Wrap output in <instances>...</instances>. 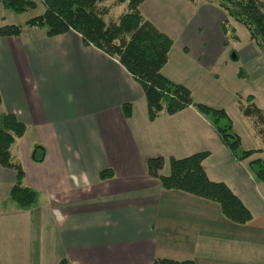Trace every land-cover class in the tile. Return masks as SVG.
Masks as SVG:
<instances>
[{
	"label": "crops",
	"instance_id": "crops-1",
	"mask_svg": "<svg viewBox=\"0 0 264 264\" xmlns=\"http://www.w3.org/2000/svg\"><path fill=\"white\" fill-rule=\"evenodd\" d=\"M140 13L173 40L162 75L224 110L240 152H257L233 158L194 107L150 121L139 82L76 32L0 36V129L8 114L25 125L11 157L39 194L18 209L9 200L16 172L0 165V264H264V182L250 169L264 161V56L231 54L227 14L204 0H145ZM37 145L42 163L32 160ZM204 152L208 178L241 200L250 222L233 223L218 203L164 189L148 172L150 159L162 158L168 175L170 158ZM104 171L113 176L101 179Z\"/></svg>",
	"mask_w": 264,
	"mask_h": 264
},
{
	"label": "trees",
	"instance_id": "trees-1",
	"mask_svg": "<svg viewBox=\"0 0 264 264\" xmlns=\"http://www.w3.org/2000/svg\"><path fill=\"white\" fill-rule=\"evenodd\" d=\"M110 1L126 4L127 10L118 23L107 24L99 5ZM194 1V0H190ZM222 9L227 18L222 23V32L229 35V19L240 23L250 33V39L264 56V0H204ZM145 0H43V15L27 22L31 28L46 31L48 37L76 32L81 35L85 45H93L111 57L117 58L124 68L142 86L147 101L148 117L155 121L162 112L175 115L180 111L194 107L201 114L210 116L216 132L233 158L242 161L257 151H243L241 139L233 132L232 121L224 110L210 108L196 103L189 89L176 84L162 75V69L168 62V55L173 47V40L158 31L146 21L140 13V6ZM4 9L16 14L35 10L34 0H0ZM23 33L20 26L5 25L0 27L1 37H19ZM232 33L235 30L232 29ZM238 40L237 37H234ZM2 99L0 97V106ZM123 113L130 118L133 106L125 104ZM251 111V110H250ZM246 110V113H251ZM258 111V110H256ZM26 127L14 114L4 118L0 129V165L16 172V183L12 188L9 200L18 209L29 210L39 201V194L24 186L25 172L20 164L12 161L10 149L16 139L22 138ZM209 153H197L183 159L170 158V172L162 175L164 161L162 158L150 159L147 162L148 172L160 180L164 189L182 191L203 199L216 202L222 213L233 223L244 225L252 220L249 210L241 200L224 184L211 181L203 166ZM46 151L42 146H35L32 160L42 163ZM255 177L264 182V161L255 160L250 163ZM111 171L100 173L101 179L112 177ZM59 264H68L62 260ZM154 264H196L192 261L175 262L156 260Z\"/></svg>",
	"mask_w": 264,
	"mask_h": 264
},
{
	"label": "rangeland",
	"instance_id": "rangeland-1",
	"mask_svg": "<svg viewBox=\"0 0 264 264\" xmlns=\"http://www.w3.org/2000/svg\"><path fill=\"white\" fill-rule=\"evenodd\" d=\"M34 1L37 4V8L23 14H16L12 11L6 10L0 3V25L20 26L23 31L25 30L26 34L28 32L27 30L31 28L27 26V22L33 18L43 15L45 12V8L42 4L43 0ZM98 9L100 12H105L104 19L107 24H115L119 22L121 16L127 10V5L119 4L116 1H110L99 5ZM2 16L5 18L4 20L2 19ZM227 27L229 29V50L231 51V54H261L255 43L250 39V33L246 27L233 20H229ZM36 29L39 31L41 30L39 28ZM232 29L235 30L234 35H232ZM234 37H237L238 40H236ZM166 173L167 169L165 171V174Z\"/></svg>",
	"mask_w": 264,
	"mask_h": 264
}]
</instances>
